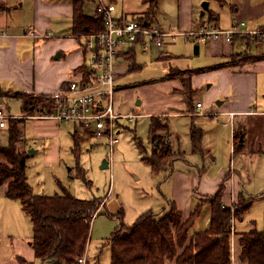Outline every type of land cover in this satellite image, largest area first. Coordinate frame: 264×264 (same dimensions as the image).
I'll use <instances>...</instances> for the list:
<instances>
[{
	"label": "crops",
	"instance_id": "1",
	"mask_svg": "<svg viewBox=\"0 0 264 264\" xmlns=\"http://www.w3.org/2000/svg\"><path fill=\"white\" fill-rule=\"evenodd\" d=\"M166 1L174 13L170 17L163 12L160 21L158 14ZM204 2L206 8L202 7ZM120 3L122 11L116 8L115 0L107 2L115 17L124 11L125 0ZM72 16L70 0H0V30L5 32L0 35V106L2 101L14 99L21 104L19 99L3 96L2 92L54 98L66 90L69 81L81 77L86 58L85 38L73 35ZM153 19L150 26L161 30H164L162 24L167 23L164 31H191L203 21L219 28H229L242 21L246 29H264V0H159ZM175 40L166 44L168 46L154 58L164 66V75L155 80L122 81L127 74L142 69L143 65L137 61L138 52H147L151 57L152 51L160 48L132 51V71L121 70L115 79V109L119 113L135 112L149 121L152 116L164 119L170 152L178 157L159 175L162 178L158 185L164 199L162 211L167 212L172 203L185 221L201 206L191 229L193 235L209 228L211 207L208 199L221 186L222 206L232 208L241 193L255 200L260 198L264 208V197H261L264 194V39L236 35L229 43L222 40L194 43L184 39L176 43ZM172 71L178 75L174 76ZM182 75L184 80L180 78ZM203 85L207 89L198 97ZM131 102L139 111L125 106ZM197 103L201 104L198 111L214 115L195 114ZM138 106H143V111ZM21 116L20 112L16 117ZM61 125L64 124L49 119L23 118V142L27 139L26 129H30L31 136L41 141L43 151L46 150L45 157L57 159L62 133H70L71 137L76 134L80 142H84L80 136L82 131L73 127L63 129ZM192 126L202 131L198 151L193 150L190 140ZM177 132L183 133V141ZM237 137L240 145L235 150ZM23 142L20 143L23 145ZM148 142L151 151L152 143L149 139ZM227 156L228 165L218 166ZM110 198L108 195L101 206ZM10 209H20L18 215L24 216L20 203L5 197L0 188V214ZM101 210L100 207V213ZM242 222L243 219L235 220L231 233L232 264H240L238 234L255 225V222L250 225ZM92 231L93 228L91 239ZM21 240L6 258L0 257V264H18V257L34 264L39 261L31 248L32 235L21 236ZM87 249L86 263L89 264L97 257L90 259Z\"/></svg>",
	"mask_w": 264,
	"mask_h": 264
},
{
	"label": "trees",
	"instance_id": "2",
	"mask_svg": "<svg viewBox=\"0 0 264 264\" xmlns=\"http://www.w3.org/2000/svg\"><path fill=\"white\" fill-rule=\"evenodd\" d=\"M70 1L73 5V35L85 37L104 30L100 19L85 12V4L94 0ZM140 1L146 8L143 18L137 19L149 26L159 0ZM132 58V52L124 56L130 63ZM2 95L21 101L22 116L39 114L44 107L53 103L52 97L24 92H2ZM22 125V117L7 120L8 144L0 147V188L5 185V197L18 201L30 219L31 248L35 258L42 264H75L77 259L86 253L91 225L100 213L101 200L78 199L66 190L63 194L52 196L34 194L27 178L28 154L18 149V144L23 141ZM147 133L152 150L149 156L143 155L141 159L149 166L153 175H158L166 172L178 156L170 152L168 127L164 121L152 116ZM72 138V153L78 156L79 138L76 134H73ZM201 139L202 131L192 126L190 140L194 151L199 150ZM238 139L239 137L235 150L237 145H240ZM222 194L221 186L217 193L208 199L211 207L209 228L202 233L191 235L201 206L196 207L185 221L170 203L169 210L160 217L152 210H147L131 225L121 222L108 238L110 264H166L173 260L176 264H232L230 220H241L256 198H246L240 193L235 205L230 208L222 206ZM261 197H264V194ZM237 245L240 264H264V216L262 230L252 228L238 234ZM17 262L34 264L21 257L17 258Z\"/></svg>",
	"mask_w": 264,
	"mask_h": 264
},
{
	"label": "rangeland",
	"instance_id": "3",
	"mask_svg": "<svg viewBox=\"0 0 264 264\" xmlns=\"http://www.w3.org/2000/svg\"><path fill=\"white\" fill-rule=\"evenodd\" d=\"M109 1L111 2L112 0ZM115 1L117 3L116 8L122 11L121 0ZM104 2L107 3L108 0H104ZM145 8V4L140 0H125L123 12L126 11L125 13H128L127 16L129 18L131 16L143 18ZM84 9L87 15L93 14L95 9L94 3L92 1L87 2ZM161 10V13L158 12L160 13L158 14L160 21L162 20L163 12L167 13L170 17L172 16L171 13H174V10L167 1L164 2ZM153 20L151 18L150 22H153ZM162 28L166 30L168 28L167 23L162 24ZM178 39L182 40L184 38L178 37L175 40L176 43H178ZM85 41L84 39L83 42L85 43ZM165 46L168 45L165 44L158 50L153 48L151 57L147 52H138L137 61L143 65L142 69L127 74L122 78V81L126 83H140L155 80L163 76L164 66L160 62L154 61V58L158 57V52L165 49ZM123 69L126 68H122L121 70ZM130 71L132 70L128 67L126 73ZM172 74L174 76L178 75L173 71ZM180 78L183 79V75ZM206 89L207 86L203 85L201 92L198 93V97H201V94ZM1 106L4 112L10 116L16 117L21 112V104L15 99L8 100L7 102L2 101ZM125 106L127 108L134 107L136 111H139L134 102L125 103ZM138 107L143 111V106ZM153 117L164 121L159 116ZM125 126L126 128L121 130L118 135L119 143L112 155L108 153L101 141L87 137L83 133L80 136L84 139V142H80L81 140L79 139L80 154L78 156L72 153L74 140L70 133L68 134L67 132L62 133L60 136V152L57 159L53 158V156L48 159L45 157L46 150L43 151L41 141L39 142V140L31 136L30 129H26L25 135L27 139L24 142L22 141L23 145L21 143L18 144V149L21 151H24L27 147L29 148L25 150L28 154L26 160L27 177L34 194L52 196L54 194H63L64 190H66L78 199L90 200L98 198L101 200V205L108 198V195H111L106 205L100 206L102 208L101 213L92 223V239L89 237V242L90 239L91 242L90 244L88 242L89 247L87 252H89L87 255L90 259L96 256L97 260H94L95 263L90 260L89 264H110L108 238L121 222L125 225H131L140 214L149 209L157 214V217L162 216L165 212L162 211L164 199L160 194L158 185L162 177L159 176L160 174L153 175L149 166L141 159L143 155H150L151 145L148 142L147 133L149 118L135 119L134 122L127 123ZM61 127L66 129L65 127L71 128L72 125L64 124ZM177 133L182 136L181 141H183V138H185L183 133ZM7 144L8 131L7 128H4L0 130V147ZM30 150H32L31 153L29 152ZM104 160L108 163V166L101 168ZM228 163L229 158L227 156L225 160L218 163V166L221 164L227 166ZM1 188L4 190L5 185ZM263 209L261 199L255 200L250 210L243 215L242 223L247 224L248 222L250 225V223L255 222V225L253 224L249 229L255 228L259 231L263 228ZM19 211L20 209H10L6 213L0 214L1 258H6L9 252L15 250L17 241L18 245L21 244V236L32 235L29 217L22 210L25 217H20L18 215ZM35 264L41 263L37 261Z\"/></svg>",
	"mask_w": 264,
	"mask_h": 264
},
{
	"label": "built area",
	"instance_id": "4",
	"mask_svg": "<svg viewBox=\"0 0 264 264\" xmlns=\"http://www.w3.org/2000/svg\"><path fill=\"white\" fill-rule=\"evenodd\" d=\"M94 8V17L102 21L104 30L83 37L86 40V58L81 77L69 81L66 90L54 97L53 103L39 114L21 117L71 124L73 129L82 131L87 137L101 141L110 155L114 154L119 143L118 135L126 128L125 125L141 117L134 112L119 113L115 109L116 76L122 68H131V63L124 59L126 54L136 49L149 51L161 48L176 37L194 43L219 40L229 43L236 35L264 39V29H246L242 21L229 28H219L203 21L191 31H164L142 24L135 16L129 18L125 12L115 17L104 0H94ZM0 35H5V32L0 30ZM200 107L201 104L197 103L195 114L214 115L198 111ZM10 118L14 116L5 113L0 106V128H5ZM234 222L232 218L231 232ZM75 264H87L86 255L78 258Z\"/></svg>",
	"mask_w": 264,
	"mask_h": 264
},
{
	"label": "water",
	"instance_id": "5",
	"mask_svg": "<svg viewBox=\"0 0 264 264\" xmlns=\"http://www.w3.org/2000/svg\"><path fill=\"white\" fill-rule=\"evenodd\" d=\"M202 7H203V8H206V7H207V3L204 2V3L202 4ZM29 152L31 153L32 150H30ZM107 166H108V164H107V162L104 160L103 163H102V165H101V168H106Z\"/></svg>",
	"mask_w": 264,
	"mask_h": 264
}]
</instances>
